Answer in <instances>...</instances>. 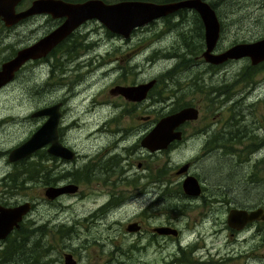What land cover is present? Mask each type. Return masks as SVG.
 <instances>
[{
  "label": "flooded vegetation",
  "instance_id": "1",
  "mask_svg": "<svg viewBox=\"0 0 264 264\" xmlns=\"http://www.w3.org/2000/svg\"><path fill=\"white\" fill-rule=\"evenodd\" d=\"M31 1H18L13 6L14 13L27 9ZM62 1L74 3L85 0ZM134 1L169 3L173 0ZM201 1L207 3L212 9L218 25L217 37L209 50L210 54L220 53L237 42H248L245 39L236 41L235 38L238 36L236 34L232 36L228 45L220 47L219 40L224 30V22L227 25L234 22L233 19L223 18L222 11L232 4H223L222 0ZM181 16L182 19H180ZM224 16L228 15L224 14ZM168 19L173 23L166 24ZM63 20V16H54L50 12L29 14L7 25L0 18V65L14 57L20 49L36 43L58 27ZM152 21H154V26L146 27ZM159 23H162V30L160 34H156L154 27ZM193 23L197 24L196 29ZM88 24H95L96 28H87ZM172 27L174 33L171 32ZM182 28L197 30L199 36L202 35L200 51L191 52L189 41L180 43L175 33ZM138 33H143L139 36V40ZM103 34L106 39L113 37V40L120 39L121 41L120 46L119 44L110 45L111 49L104 52L108 55V61L100 64L104 66L100 68L102 73L108 77L106 86L108 98H104L106 92L102 94L101 90L93 94L94 98L103 99L109 109H114L112 112L102 110V114L98 116L100 121H97V125L103 124L108 127L106 134L98 136L103 143L99 146H91L92 152L87 154H80L77 151L80 146L72 149L65 136L68 126L62 127L60 124L64 113L62 100L45 103L34 109L37 110L54 103L59 104L56 138L60 145L72 152L71 157L65 158L48 153L47 144L35 149L43 153V156H48L50 161L55 162L52 169H44L46 164L43 163L37 165L39 166V180L43 182V199L55 201L65 195L72 198L71 196L77 195L81 185H97L102 188V196L106 198L100 199L102 204L93 205L87 212L94 216L97 223L103 214H106L102 227L117 230L121 225L120 218H112V215L108 214L112 212V214L125 215L124 210L127 203L138 201L140 198L144 205H140V209L136 211V219L122 226L124 232L134 233L136 238L138 233L146 227L143 221H138V218L146 216L148 211L158 210L165 214V219L159 221L158 225H150L156 221L150 222L149 218H155H146L149 230L155 226H168L176 230V235H161L150 231L151 235L157 238L160 236L175 237L177 240L179 236L177 226H180L177 221H183L187 213L192 211L197 215V219L192 222V227L186 229V232L197 229L199 241H196L195 236H191L184 244L178 243L176 246V251H187L186 263L195 264V258L197 264H255L257 255L264 264V254H257L255 251L256 238L259 244L263 243L264 250V218L258 216L251 221H240L234 216H229L233 210L259 211L264 214V60L251 63L247 57H241L226 59L220 63L206 61L202 56L205 50L204 29L194 9L178 8L131 29L125 37L110 32L96 19H86L73 27L40 56L23 61L13 72L11 79L0 86V91L15 82L23 83L24 80L38 85L37 93L39 94L62 86V74L65 71L75 70L77 72L81 66L86 67L84 73L97 70L98 66H91L95 57L100 55L95 52L94 44ZM169 35L174 37L171 44L166 47L156 46L151 54L144 58V61L148 62L149 66L151 65V70L158 60L171 61V64L160 68L148 77L138 79V73L142 69L138 68V52L148 48L153 41H159ZM251 35H254L250 38L251 41H255L264 36V29ZM80 53H84L86 62L79 57ZM176 53L192 66L199 68L198 83L195 82L191 68L186 69L176 59ZM42 74L47 75L41 81ZM48 80H51V83ZM146 84L148 86L141 94H138V90L129 92L127 96L121 93L122 89H127L126 87L133 88ZM196 88L200 94L197 106L187 100L188 94ZM172 100L174 102L170 106L169 102ZM185 107H194L197 112L194 118L183 120L174 129L180 133L179 139H173L165 148L153 151L140 146V138L157 120ZM34 110L29 112L27 117H35L40 121H37L28 135L46 118V115L31 117L30 114ZM140 112L144 113L139 117L147 123V126L143 127L138 136V113ZM196 141L200 145H196ZM182 142L191 153L183 161L176 163L171 159L170 154L178 151L174 149ZM10 149L0 150H5L4 154L7 157L6 152ZM34 152L16 161L8 162L7 159L5 161L10 165V172L1 177L5 189H2L0 193V206L14 207L27 203V209L20 215L16 225L0 238V264H6V260L10 264H41L38 259L40 251L37 249L41 245L40 242L28 241V237H24L19 245L25 248L27 253L25 251L18 253L11 245L14 237L20 234L31 237L39 232L43 235L40 231H43L44 222L48 221L51 216L40 211L36 219H31L30 214L38 212L34 210L36 200H10L17 184L31 181V175L36 176L35 172L30 173V166H24L31 156L36 155ZM158 154H165L167 157L163 168L168 167L169 162L172 161L173 165L168 167L169 179H166L167 181L158 180L159 177L156 175L162 174L163 171L160 169L155 173V168L151 164V162L154 163ZM81 157H85L82 165L89 167V173L86 175L72 179L68 176L67 167L56 169L57 163L62 166L64 163L71 162L74 167L73 171L79 170L76 165ZM142 166L145 172H141ZM220 166L225 167L223 177L218 178L216 174L211 175L214 170H219ZM19 174H22L23 178L17 182ZM9 175H11L10 178H8ZM225 177L228 180L223 181ZM9 183L10 185H7ZM67 185L73 186L74 189L58 194H54L51 190ZM98 213L100 216H97ZM70 217L75 218L72 212ZM65 220L61 216L56 218V222ZM38 222L43 223L38 224ZM129 223L136 224V227L129 230ZM57 227L59 226L56 225ZM60 228L63 227L60 226ZM219 237V242H216L215 240ZM7 239L10 240L5 244ZM133 241L130 245L138 246ZM160 245L158 243V246ZM197 250L198 254L195 253ZM8 252H10L9 255ZM65 257H69L73 264L76 263L71 255L65 254ZM43 264H46V260ZM60 264H65L64 258Z\"/></svg>",
  "mask_w": 264,
  "mask_h": 264
},
{
  "label": "rangeland",
  "instance_id": "2",
  "mask_svg": "<svg viewBox=\"0 0 264 264\" xmlns=\"http://www.w3.org/2000/svg\"><path fill=\"white\" fill-rule=\"evenodd\" d=\"M105 1L115 2L117 0ZM222 1L223 4H232V6H228L222 11V17L233 19L234 22H232L231 25H227L226 22H224V30L219 40L220 47L228 45L232 40V36L236 34H238L235 38L237 39L236 41H241L240 39L251 41L250 38L254 37V35L251 34L264 29V0ZM224 14H227L228 16L225 17ZM90 27L96 28L95 24H88L87 28ZM154 29L156 34H160L162 23L156 24ZM186 32V39H179L182 44L186 41L193 39L196 40L199 36V33L196 30H186ZM141 35H143V33H138V40ZM91 36L94 35L91 34ZM96 36L99 37L98 33H96ZM173 39L174 37L172 35L166 36L159 41H153L148 48L138 52V68H142L141 72L138 73V79L148 77L149 75L156 73L160 68H164L171 64V61L158 60L151 70V65L149 66V63L144 61V58L149 56L156 46L166 47L171 44ZM111 44H119L120 46L121 41L120 39L113 40V37L106 39L105 34L101 35V38H98L94 44L95 52L100 55L95 57L94 62L91 65L92 67L98 66V69L84 73L83 71L86 67L81 66V69H77V72H75V70L65 71L62 74L63 85L56 87L53 90L44 91L43 93L41 92L38 94V85L33 82L28 83L24 80L23 83L18 81V83L15 82L2 89L0 91V149H10L29 136V131L35 127L37 121H40L35 117H27L29 112L34 110L35 107H40L45 103H53L58 100L63 101L62 107L64 111L60 124L62 127L64 125L68 126L65 136L72 149L74 150L80 146L77 151L80 154H87L92 152V150H90L91 146L101 145L103 140L98 139V136L106 134L108 127L103 124L97 125V121H100L98 116L102 114V110L112 112L114 109H109V107L104 104L103 99L100 97L94 98L93 94H96V92L101 90L102 94L106 92L104 98H108V92L106 91L108 77L104 76L102 73L100 68H104V66L100 64L108 61V55L104 52H108L111 49ZM175 55L176 59H178L182 66L186 69L191 68V70L195 71L193 75L195 76V82L198 83L200 77L199 68L192 66L191 63L180 58L177 53ZM84 56V53H80L79 55V57L83 59V62H86ZM238 65H240V63ZM46 75L47 74H42L40 80L42 81L43 78H46ZM48 82L51 83V80H48ZM187 100H189V103L197 106L200 100V94L198 93L197 88L188 94ZM172 102H174V100L169 102L170 106ZM143 114L144 113L141 112L138 113V136L143 130V127L147 126V123L143 122V119L140 118V115ZM195 144L200 145L197 141ZM174 150L178 151L170 154V157L176 163L183 161L186 156L191 153V151L185 148L184 142L178 147H175ZM4 151L5 150H0V193L2 189H5L1 177L10 172V165L5 162L6 155L4 154ZM35 153L36 155H34ZM34 154V156H31V158L27 160L24 166H30V173L33 174L35 172L36 176L34 177L31 175V181L17 184L13 189V197L10 198V200H36V207L34 210L38 212H32L30 214L31 219H36L40 211L45 215L51 216L48 221L44 222L45 226L43 231H40L43 235L36 232L31 237L25 234H20L14 237L11 241V245L13 247H18V250L20 249L19 252L23 253L25 251V253H27L26 249L21 248L19 245L24 237L27 236L28 241L33 240L41 243L37 248L40 251L38 259L41 261V264L44 263V260H46V264H60L61 260L65 257V254L71 255L72 259L76 262L75 264H188L186 263L187 251H176V246L178 243L181 245L184 244L191 236H195L196 241H199L196 232L197 229L191 230V232H186V229L192 227V222L197 219L195 213L190 211L187 213V217L183 221H177L180 225L177 226L179 236L177 240H175V237L160 236L157 238L156 236L151 235L150 231L154 232L152 230L154 227L149 230L146 218L154 217L155 219L149 218L150 222L156 221L154 224L150 223V225H158L159 221H164L165 214L158 210L152 212L148 211L146 216L138 218V221H143L146 227L142 229L141 233H138L139 235L136 238L134 233L124 232L122 226L124 223H128V221L136 219V211L140 209V205H144L141 199L138 198V201L127 203L124 210L125 215L112 214V212L108 214L110 216L112 215V218H120L121 225L119 229H105L102 226L104 225L106 214H103L99 219V223H97L94 216L87 212L93 205L96 204V206H99L102 204V202L99 201L100 199L106 198V196H102V188L97 185L84 184L78 188L77 195L71 196L72 198H68V196L65 195L59 197L55 201H46L42 196L43 182L41 179L39 180V166L37 165L43 163L46 164L44 169H52L55 162L54 160L50 161L48 156H43V153L39 150L35 151ZM155 158L154 163L150 161L155 168V173L160 169L163 171L162 174L156 175L159 177L158 180L167 181L166 179H169L168 167L173 165L172 161L169 162L168 167L163 168V163L167 160L166 155L158 154ZM84 160L85 157H81L77 161L76 168L79 170L73 171L74 167L71 162H68L67 164L64 163L62 166L57 163L58 166L56 169L60 170L65 166L69 170L68 176L72 179H76L83 174L86 175L89 173V167L85 164L82 165ZM151 164L148 165L151 166ZM224 170L225 167L220 166L219 170H214L211 175L216 174L218 178H222ZM141 172H145L144 166H142ZM10 177L11 175H9L8 178ZM22 178L23 175L19 174L17 176V182ZM226 180H228L227 177L223 179V181ZM31 182H33V185H31ZM7 185H10V183ZM96 208L95 210H99ZM71 212L75 218L70 217ZM59 216L64 217L66 220L63 222H56V218ZM97 216H100V214L98 213ZM85 218L89 219V221L84 220ZM176 220H174V222ZM42 223L43 222H38V224ZM25 225L28 226V224ZM56 225L59 227L56 228ZM60 226L63 228H60ZM128 227L129 230L134 229L136 224L129 223ZM9 240L10 239H7L5 244H7ZM219 240L220 237L215 241L219 242ZM132 241L137 243L138 246H135V244L130 245ZM158 243L161 245L158 246ZM115 247H117V249ZM255 251L257 254H264L263 243L259 244L257 238L255 239ZM195 253L198 254V250ZM9 254L10 252H8V255ZM194 262L197 264L195 258ZM5 263L10 264V262ZM262 263L263 262L256 255L255 264Z\"/></svg>",
  "mask_w": 264,
  "mask_h": 264
},
{
  "label": "water",
  "instance_id": "3",
  "mask_svg": "<svg viewBox=\"0 0 264 264\" xmlns=\"http://www.w3.org/2000/svg\"><path fill=\"white\" fill-rule=\"evenodd\" d=\"M18 1L20 0H0V18L6 25L26 15L40 12H50L54 16H63L64 20L36 43L20 49L14 57L0 65V86L11 79L13 72L23 61L40 56L73 27L86 19H96L110 32L125 37L131 29L182 7L192 8L198 13L204 29L205 50L202 56L206 61L220 63L226 59L241 57H247L251 63L264 60V36L255 39V41L237 42L220 53L210 54L209 50L217 37L218 25L212 9L201 0H176L169 3L134 0H120L113 3H105L101 0H85L74 3L62 0H32L27 9L14 13L13 6ZM147 86L148 84L133 88L126 87L127 89H122L121 93L127 96L129 92L138 90V94H141ZM58 105V103H54L34 110L30 114L31 116L46 115V118L26 139L7 152L6 159L8 162L23 158L45 144L48 145L46 149L48 153L65 158L71 157L72 152L60 145L56 138ZM196 112L194 107H185L175 113L163 116L140 138V146L150 151L165 148L169 141L179 139L180 133L174 130L177 125L185 119L194 118ZM69 189L73 190L74 187L67 185L51 190L54 194H58ZM26 206L27 203L14 207L0 206V238L4 237L12 226L16 225L20 215L26 211ZM229 216H234L240 221H251L258 216L264 218V214L259 211L233 210ZM152 230L161 235H176V230L168 226L154 227ZM64 263L73 264L69 257H64Z\"/></svg>",
  "mask_w": 264,
  "mask_h": 264
},
{
  "label": "trees",
  "instance_id": "4",
  "mask_svg": "<svg viewBox=\"0 0 264 264\" xmlns=\"http://www.w3.org/2000/svg\"><path fill=\"white\" fill-rule=\"evenodd\" d=\"M171 1V0H169ZM174 1V0H173ZM212 2H215V0H213ZM180 19H182V16L180 17ZM198 19V18H197ZM151 21V20H150ZM199 21V20H198ZM173 22H171L169 19L167 20L166 24H171ZM200 23V22H199ZM194 26H195V29L197 28V24L196 23H193ZM154 26V21L152 22H149L148 23V26L146 27H153ZM197 31V30H196ZM202 37V35L198 36V38L195 40H190L189 41V46H190V49H191V52L193 51H200V47H201V44H200V38ZM13 247V246H12ZM18 253L20 251V249L18 250V247H13ZM179 251H182V250H179ZM7 261V260H6ZM5 261V262H6ZM8 262V261H7Z\"/></svg>",
  "mask_w": 264,
  "mask_h": 264
},
{
  "label": "bare ground",
  "instance_id": "5",
  "mask_svg": "<svg viewBox=\"0 0 264 264\" xmlns=\"http://www.w3.org/2000/svg\"><path fill=\"white\" fill-rule=\"evenodd\" d=\"M177 27H179V26H177ZM179 28H180V27H179ZM171 32H173V27L171 28ZM173 33H174V32H173ZM175 34L178 35V38H179V39H182V40L184 39V40H185V39H186V38H185V35H187V32H186L185 29L182 28L180 31H178V33H175ZM192 72L195 73L194 70H192ZM88 213H89V212H88ZM84 220L89 221V219H87V218H85Z\"/></svg>",
  "mask_w": 264,
  "mask_h": 264
}]
</instances>
